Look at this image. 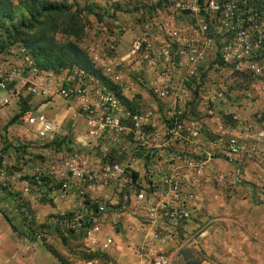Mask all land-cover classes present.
I'll return each instance as SVG.
<instances>
[{
    "label": "built area",
    "instance_id": "obj_1",
    "mask_svg": "<svg viewBox=\"0 0 264 264\" xmlns=\"http://www.w3.org/2000/svg\"><path fill=\"white\" fill-rule=\"evenodd\" d=\"M263 3L264 0H140L134 19L139 33L129 41L127 62L117 56L122 26L116 25L102 45H94L96 48L87 51L93 68L115 87L114 91L76 68L61 74L39 70L25 48L7 40L0 30V92L4 93L0 95V115L10 102L19 103L22 98L40 105L57 99L63 102L76 127L83 124L80 129L83 143L75 142L69 156L47 162L45 172L58 187L47 193L52 200L74 197L83 208V200L96 205L94 213L89 211L65 222L68 231L83 235L86 250L105 252L112 247L110 237L98 238L96 220L107 208L122 212V208H116L118 201H128L139 212L141 207L151 226L150 238L136 247L135 253L143 264H170L169 258L154 250L153 245L183 242L181 229L194 214L182 190L183 174L172 170L159 175V181L149 182L152 187L160 188L156 202L140 190V178L132 182L130 174H136L133 166L140 164V159L148 164L145 158L150 159L156 150H165L172 143L187 145L197 139L199 130L193 122L183 123L181 113L159 112L156 108L140 110L134 92L146 82L140 72L155 77L147 85L160 102L167 99L178 102L189 88L196 89L207 82L212 88L209 91L212 96L204 100L207 115L213 114V100H224L221 91L224 86L219 83L220 88L216 89L218 75L246 74L259 78L264 87V25L260 20ZM209 66L218 71L215 79L208 76ZM120 98L134 107L128 108ZM38 107L29 106V111L18 117V121L30 129L36 127L33 133L39 140L56 135L58 123L44 116ZM229 116L237 121L234 114ZM8 134L6 130V138ZM255 137L263 140L264 128ZM217 142L222 144L224 157L239 158L255 153V149L238 144L234 138H220ZM9 165L2 162L3 167ZM24 166L14 179L31 174L32 170ZM187 169L190 170L188 181L198 185L204 171L202 163L188 162ZM0 179H4L2 173ZM125 179L127 188L118 195L116 187ZM33 180L32 188L39 189L38 173L33 175ZM240 182L236 165L233 183ZM109 189L112 192L107 195Z\"/></svg>",
    "mask_w": 264,
    "mask_h": 264
},
{
    "label": "crops",
    "instance_id": "obj_2",
    "mask_svg": "<svg viewBox=\"0 0 264 264\" xmlns=\"http://www.w3.org/2000/svg\"><path fill=\"white\" fill-rule=\"evenodd\" d=\"M66 1L78 4L86 2L94 13L111 14L113 11L112 15L115 19L106 25L112 32L116 30V25L124 28L125 33L118 38L117 56L121 61L127 62L128 55L124 47L127 46L132 32L137 30L135 28L137 21L134 20L137 9L130 6L129 2L133 0ZM140 75L146 81L134 91L135 101L140 106V110L156 108L159 112L181 113L183 123L193 122L199 130L197 139L191 140L189 144L182 146L172 143L165 148L168 152L167 161L157 160L153 163L154 167L150 168L149 164H144L143 159H140V164L136 163L133 166L137 177L140 178V190L152 197L154 202L159 198L160 188L157 185L152 187L149 182L159 181V175L162 173L169 174L172 170L181 172L182 190L194 210L192 218L181 229L180 238L183 242H188L183 252L177 253L175 257L172 243L154 244L153 249L166 255L170 264L176 262L189 264L187 256L194 250L202 252L204 259L192 264H229L230 259L227 258L229 252L240 254L241 246L248 244V240L258 241V238H264V201L260 200L261 198L264 200V158H262L264 139L257 140L255 137L256 132L264 128V87L260 80L246 74L229 76L223 74L221 77L218 75L216 89L220 88L219 83L224 86L221 90L224 100L217 98L213 100V114L207 115L204 100L212 96L209 93L212 88H209L207 82H203V85L196 89L189 88L178 102L172 99L160 102L151 95L147 85V82L153 81L155 77L144 72H140ZM182 75L183 72H180L179 76ZM3 94L0 92V95ZM32 101L25 98L21 102L28 104L30 108L36 107V103L33 104ZM55 104L58 105L59 115L56 117L46 115L44 110L51 112L49 106ZM16 105L18 103L10 102L8 107L1 111L0 117L3 121L7 115H10L11 110H17ZM38 111L58 123L59 130L56 135L39 140L33 133L36 127L30 129L15 122L11 127L3 126V128L5 131L12 130L17 137V142L11 145L28 144L30 147L35 146L37 151H42L39 153L42 159L35 161L34 164L38 171H45L47 162L69 156L72 149H75V142L83 143L80 131L83 124L79 123L77 129L60 100H52L48 104L40 105ZM231 114L237 117L236 122L230 119ZM1 134L0 140H3V134L6 136V132ZM220 138L224 140L234 138L238 144L255 149V153L252 156L242 155L239 158L224 157L222 144L217 142ZM40 145L43 147L38 149ZM30 153L34 154L33 150H30ZM196 161L202 163L204 171L199 184L193 185L188 181L190 170L187 169V164ZM236 165L239 166L241 177L238 185L233 183ZM121 183L122 185L116 187L118 195L125 192L128 181L125 179ZM0 187L9 194H17L18 203L28 201V196L24 197L22 182L0 179ZM111 192L112 189H109L106 194ZM50 201L30 202V211L26 213L24 220L26 228L34 234V241L17 236L0 215V264H143L142 258L135 253V250L150 238L151 226L141 207L139 212L130 202L119 200L116 208L120 210L122 208V212L116 213L112 211L114 208H107L108 211L97 218L98 238L110 237L113 242L112 247L103 252L97 249L86 250L83 235L68 231L65 227L67 220L84 214L79 199L73 197L61 201L50 199ZM1 203L0 206L5 208L7 204ZM6 210L14 227L26 232L28 229L21 225L17 211L11 208ZM58 234L63 237H80L83 253L70 254L68 249L54 240ZM82 254H96V257L84 260ZM231 263L233 264L232 260Z\"/></svg>",
    "mask_w": 264,
    "mask_h": 264
},
{
    "label": "trees",
    "instance_id": "obj_3",
    "mask_svg": "<svg viewBox=\"0 0 264 264\" xmlns=\"http://www.w3.org/2000/svg\"><path fill=\"white\" fill-rule=\"evenodd\" d=\"M91 11L90 9H85ZM82 10L67 5L65 2H53L49 0H22L18 6H13L9 0H0V30L6 36L7 40L12 43L20 44L28 52L33 63L39 70L50 71L54 74L64 69L76 68L84 73L96 77L109 90L114 91L115 87L100 75L93 68L87 51L79 45L80 39L84 33V25L81 22L80 14ZM121 102L128 108H133L134 104H130L121 99ZM19 116H14V121ZM11 121V120H10ZM156 152V153H155ZM168 152L165 150L154 151L148 160L150 168L157 160H168ZM38 156H31L26 146H4L0 149V174L4 175V179H12L17 182L24 181L25 196L28 201L18 203L17 194H9L0 187V205L6 203L7 207L0 206V215L8 223L10 229L17 236L24 237L30 241H34L35 237L31 230L26 228L25 215L30 211V202H51L47 193L52 188H58L55 182L47 176L45 171H38L35 167V161H39ZM8 162L9 167H3L2 162ZM162 163V162H161ZM28 165L32 168L31 174L22 175L19 179L14 176L20 172V169ZM38 169V170H37ZM39 174L41 186L34 190L35 184L33 180L34 174ZM131 181L136 182L137 175L131 173ZM84 205V214L89 211L95 212L96 205H88V201H82ZM11 208L17 211L21 219V225L25 227L26 232L14 227L8 218V211ZM29 231V233H28ZM96 254H82V259L91 260Z\"/></svg>",
    "mask_w": 264,
    "mask_h": 264
},
{
    "label": "rangeland",
    "instance_id": "obj_4",
    "mask_svg": "<svg viewBox=\"0 0 264 264\" xmlns=\"http://www.w3.org/2000/svg\"><path fill=\"white\" fill-rule=\"evenodd\" d=\"M9 1L11 2V4L13 6L16 7V6H18L19 2H21L22 0H9ZM49 1L65 2L67 5H72L76 8H78V10H82L81 14H80V18H81L82 24L84 25V33H83V36L81 37L80 42H79V45L82 48H84V49H89L90 47L96 48L95 46L96 45H102V42L105 41L106 36L108 34H110L111 31L109 30V28H107L106 24L114 21L115 16H113L112 13L111 14H101L99 12L94 13L91 9V6L86 2L82 3V4H78V3H74L72 1L67 2L66 0H49ZM129 2H130V6H132L133 8L134 7L135 8L140 7V0H133V2H131V1H129ZM263 5H264V3H263ZM94 6H97V5L94 4ZM85 9H90L91 11H86ZM260 17H261L260 20L262 21V24L264 25V13H261ZM119 33L121 36L125 33V31H121ZM138 33H139L138 30H136V32H132L131 38ZM142 33H144V32L141 31V29H140V35H142ZM91 44H93V45H91ZM128 44H129V42L127 43V46H128ZM127 46L124 47L125 48L124 51L127 50ZM151 48H153V47L151 46ZM64 70H66V69H64ZM64 70L58 72V74H60ZM207 71H208V76L212 79L213 78L215 79L218 71H216L213 68H210V66L208 67ZM47 72H50V71H47ZM50 73H52V72H50ZM258 80H259V78H258ZM22 100H23V98L19 101L18 105H16L17 110L16 109L14 111L11 110L10 115L6 116L5 121H3L2 118L0 117V137L2 136L1 132H3V133L6 132L3 128V126H5L6 128L11 127V124L13 122H15V124L24 126V124H22L20 121H18L17 118L14 121H12V118L14 116L20 117V116H23L24 113L29 111V108H28L29 106H27L26 103H24L25 104V107H24L23 102H21ZM55 100H57V99H55ZM32 103L33 104L36 103V106H40V103H38L37 101L33 100ZM49 108H51V112L49 110H44V113L46 115H48V116L51 115L52 117H56L59 115V110H58L57 104H55L53 106H49ZM3 136H4L3 140H0V144L2 146H4V145H10L11 146V144H14V142H17V137L15 136V134H13L12 130L9 131L8 138H6V136L4 134H3ZM23 146H27L28 151L33 150L34 154L30 153L32 156L35 155V156H38L40 158L39 160L42 159L41 155L39 154V153H42L41 150L37 151L36 150L37 148L35 146L30 147L28 144L23 145ZM41 147H43V146L40 145L38 147V149H40ZM25 166H24L25 169L28 168V169L32 170L28 165H25ZM51 235H53V234H51ZM54 240H57L58 242H60V245L63 248L68 249L70 251V254H72V255H74V254L76 255L78 253H83V249H81L82 248V242H81L80 237L79 238L78 237H72V236L63 237V236L58 234V237L55 238ZM256 240L257 239L248 240L249 241L248 244H246L245 246H241L240 254L236 255V254L229 252V254L227 256V258L230 259L229 264H232L231 260H232L233 264H264V238L260 237V238H258V241H256ZM187 243L188 242H182V244H180V245H173L172 246V251H173V254H175V257H176L177 253L183 252L182 250L185 249ZM224 248H226V247H224ZM231 248H233V247H231ZM100 255H102V254H100ZM100 258L102 259L103 256ZM203 259H204V255H202V252L197 251V250H194L193 252L189 253L187 256V262L189 264L200 262ZM175 264H177V262Z\"/></svg>",
    "mask_w": 264,
    "mask_h": 264
}]
</instances>
